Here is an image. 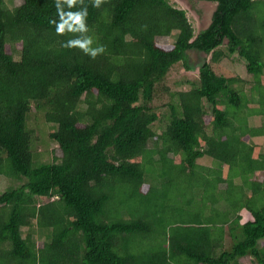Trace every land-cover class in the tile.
Instances as JSON below:
<instances>
[{
  "label": "trees",
  "instance_id": "1",
  "mask_svg": "<svg viewBox=\"0 0 264 264\" xmlns=\"http://www.w3.org/2000/svg\"><path fill=\"white\" fill-rule=\"evenodd\" d=\"M183 1L216 4L206 28L169 0H0V264H264L247 144L264 131L247 126L264 119V0ZM85 11L81 30L68 16ZM235 58L252 80L219 73Z\"/></svg>",
  "mask_w": 264,
  "mask_h": 264
},
{
  "label": "rangeland",
  "instance_id": "2",
  "mask_svg": "<svg viewBox=\"0 0 264 264\" xmlns=\"http://www.w3.org/2000/svg\"><path fill=\"white\" fill-rule=\"evenodd\" d=\"M169 2L175 8H178V9L185 11L186 17L189 19L191 25L194 26L195 33L199 32L201 29H204L209 25L212 13L216 7V4L210 3V2H194V10H192L186 1L169 0ZM199 11L202 13L201 16H198L196 13ZM191 55L193 56L192 61L195 63H198V61H199L198 56L195 54H191ZM233 61L232 62H230V61L221 62L220 65H218L219 66V70H218L219 73L223 74L226 77H231V76H235V73L238 71L239 75L242 79H244L246 81L252 80L251 76L247 75L244 72L243 65L240 63H235V61L237 62L236 58L233 59ZM195 65H197V64H195ZM183 75H184V73L179 67L174 68L173 70H171L170 74L168 75L166 84L169 87H171V89H173V90L175 88H177V90H179L180 87H176V86H174V84L176 82H178L179 80L183 79L185 77ZM244 92L246 95L247 94L249 95L248 85L244 86ZM165 111H166L165 109H164V111L163 110L161 111L163 116L160 117L159 121L156 122L154 125V129L157 132H160L161 128H163V126L167 122V117H166L167 112H165ZM263 122H264V119H260L258 117L250 118V119H248L247 126L251 129H258V128H261V126L263 125ZM39 130L42 131V122L41 121H39ZM44 132H47V129H44ZM39 138H41V136H39L38 139ZM247 144H248V146H250L254 150L256 148V150H255V151H257L256 156L258 157L259 161H261L262 156H264V131H263L262 136L251 137L250 139H248ZM150 146H151V143H149L148 147H150ZM49 148L51 150L52 148H54V145L52 143H50V144L48 143V145H46V149H49ZM44 149H45L44 146H42V147L40 146L35 150V152L37 154L38 153L40 154L39 158H38L39 161H47V160L49 161L50 160L49 159L50 153H49V155H44ZM199 163L203 166L210 167V168L215 166V164H213L211 159H209V158L203 159ZM262 174L264 175V170L262 171ZM258 179L261 181L263 180L261 177H259ZM7 186H8L7 180L0 177V193L5 191ZM244 191H245V194L246 193L249 194V192H250V191H248V189H245ZM238 194H239L238 189L234 187L231 189V191L227 195L231 196V198L235 200V198H238ZM256 199L258 201L257 204L262 203V199L260 197H257ZM194 206H195V208H194V211H195L197 209L196 206L201 208L203 205H202V203L198 204V202H197V204H195ZM227 207H228V205L225 204V201H224V203L222 202L220 204L215 205V209H217V211H219V212L226 210ZM204 209H207L205 213L208 216L212 215V214L207 213L209 211V208H207V204L204 206ZM122 217H126V215L122 216ZM226 239H227V237L224 236V241H223L225 243L224 247L227 250L230 243L227 242L229 240H226ZM246 261H248L247 258H246ZM242 263H243V261L241 262V264Z\"/></svg>",
  "mask_w": 264,
  "mask_h": 264
},
{
  "label": "clouds",
  "instance_id": "3",
  "mask_svg": "<svg viewBox=\"0 0 264 264\" xmlns=\"http://www.w3.org/2000/svg\"><path fill=\"white\" fill-rule=\"evenodd\" d=\"M68 4L71 6L73 3H75V0H67ZM101 0H95V3L93 7L98 8L100 5ZM87 16V11H85L83 14L77 13V14H69L68 20L72 21V24H76L80 27L81 30H83V17ZM62 22L59 23L56 26V33L57 34H63L65 30V26H67L69 29H71L72 25L68 23V20H64L63 16H61ZM50 23H53V21H50ZM91 40H85V41H70L67 45H63L64 47L73 48L78 47L79 49L83 50V52L86 55H89L91 58L95 59L98 55L103 54L105 51L104 46H98L96 48H90Z\"/></svg>",
  "mask_w": 264,
  "mask_h": 264
},
{
  "label": "crops",
  "instance_id": "4",
  "mask_svg": "<svg viewBox=\"0 0 264 264\" xmlns=\"http://www.w3.org/2000/svg\"><path fill=\"white\" fill-rule=\"evenodd\" d=\"M263 243H264V240L259 241V245H260L261 247L264 245ZM242 261H243L242 264H250L249 261H246V258L240 260V262H242Z\"/></svg>",
  "mask_w": 264,
  "mask_h": 264
}]
</instances>
